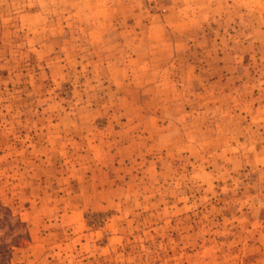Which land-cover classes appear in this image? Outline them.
I'll return each instance as SVG.
<instances>
[{
  "label": "rangeland",
  "instance_id": "1",
  "mask_svg": "<svg viewBox=\"0 0 264 264\" xmlns=\"http://www.w3.org/2000/svg\"><path fill=\"white\" fill-rule=\"evenodd\" d=\"M5 213L4 264H264V0H0Z\"/></svg>",
  "mask_w": 264,
  "mask_h": 264
},
{
  "label": "trees",
  "instance_id": "2",
  "mask_svg": "<svg viewBox=\"0 0 264 264\" xmlns=\"http://www.w3.org/2000/svg\"><path fill=\"white\" fill-rule=\"evenodd\" d=\"M6 227V232L3 237H0V264H4L5 256L10 254V248L17 245L23 238L28 237L27 232H22L21 228L25 226L19 219H13L5 213L3 218L0 219V228ZM6 236H11L10 242H3Z\"/></svg>",
  "mask_w": 264,
  "mask_h": 264
}]
</instances>
